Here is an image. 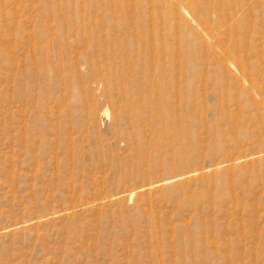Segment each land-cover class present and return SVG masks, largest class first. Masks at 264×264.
I'll return each instance as SVG.
<instances>
[{"label":"rangeland","instance_id":"374dc122","mask_svg":"<svg viewBox=\"0 0 264 264\" xmlns=\"http://www.w3.org/2000/svg\"><path fill=\"white\" fill-rule=\"evenodd\" d=\"M232 4L212 44L149 0H0V264H264V0Z\"/></svg>","mask_w":264,"mask_h":264},{"label":"bare ground","instance_id":"6f19581e","mask_svg":"<svg viewBox=\"0 0 264 264\" xmlns=\"http://www.w3.org/2000/svg\"><path fill=\"white\" fill-rule=\"evenodd\" d=\"M149 1L151 3H158V4L163 3L164 5H167L169 9L174 10V12H176V14L180 16L188 25L194 28H198L202 34L207 33L208 35L207 39L210 42H212V44H214L212 40L214 39L215 34L212 31L211 27H206L208 21L207 20L208 15L210 13H213L214 11L221 10L225 14H227L229 18H233L238 10V9L234 10L235 4L234 5L232 4V0H149ZM221 15L222 13H215L213 19L215 23L227 29L230 35L232 29L225 27V22L223 21V17ZM201 24L204 28H201ZM119 29L120 31L118 32L120 33V35L126 38H132L134 44H135V38H138L139 35H142L144 33L142 29H138L137 31L128 30L126 28H121V27ZM237 44L238 42L236 41L233 42V50H235V48L237 49ZM216 48H217V53H219L218 55L221 58L220 63L222 65V68L235 69L242 78L246 79L247 74L245 72L244 59L240 56H236L233 53L228 52L229 49L227 51L226 48H222L220 46H217ZM104 115L108 116L107 111H104ZM155 185L153 187H155ZM148 190L150 189L148 188ZM129 197L133 198V193H131Z\"/></svg>","mask_w":264,"mask_h":264}]
</instances>
